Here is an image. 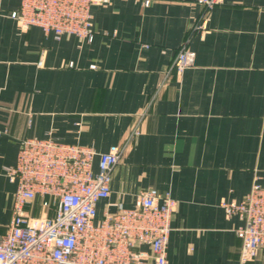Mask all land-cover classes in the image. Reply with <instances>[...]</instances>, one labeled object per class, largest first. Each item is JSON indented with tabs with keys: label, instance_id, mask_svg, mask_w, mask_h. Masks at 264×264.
<instances>
[{
	"label": "crops",
	"instance_id": "1",
	"mask_svg": "<svg viewBox=\"0 0 264 264\" xmlns=\"http://www.w3.org/2000/svg\"><path fill=\"white\" fill-rule=\"evenodd\" d=\"M20 3L0 0V233L16 192L4 168L22 139L51 133L121 152L97 219L169 192L168 264H241L243 223L220 203L264 185V0H108L91 9V42L22 28ZM185 42L195 57L178 76Z\"/></svg>",
	"mask_w": 264,
	"mask_h": 264
},
{
	"label": "built area",
	"instance_id": "2",
	"mask_svg": "<svg viewBox=\"0 0 264 264\" xmlns=\"http://www.w3.org/2000/svg\"><path fill=\"white\" fill-rule=\"evenodd\" d=\"M107 1L21 0L10 16L22 28L38 26L56 39L75 35L91 42V9ZM197 1L213 7L223 0ZM197 26L203 28L204 23ZM194 57L183 43L171 71L181 76ZM120 157L118 149L99 152L51 133L22 139L15 164L4 168L16 192L8 230L0 233V264H168L177 206L169 192L149 188L134 207L119 206L97 219L98 202L111 193ZM220 205L243 223L236 234L242 242L240 263L246 264L264 247V185L257 176L243 199L222 200Z\"/></svg>",
	"mask_w": 264,
	"mask_h": 264
}]
</instances>
